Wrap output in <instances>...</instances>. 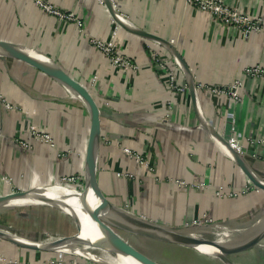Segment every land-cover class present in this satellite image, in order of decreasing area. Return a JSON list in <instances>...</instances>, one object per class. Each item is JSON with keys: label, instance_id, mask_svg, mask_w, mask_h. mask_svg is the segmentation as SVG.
<instances>
[{"label": "crops", "instance_id": "1", "mask_svg": "<svg viewBox=\"0 0 264 264\" xmlns=\"http://www.w3.org/2000/svg\"><path fill=\"white\" fill-rule=\"evenodd\" d=\"M51 1L80 16L87 37L74 23L46 15L32 0H0V41L44 53L96 101V182L110 203L128 213L126 223L113 225L116 231L140 250L131 237L168 250L194 248L137 229L151 222L186 233L182 227L204 215L234 226L255 219L264 209V187L258 183H264V144L253 140L264 134V79L245 77L244 67L264 66V29L245 37L186 0H113L124 23L116 21L102 0ZM225 1L264 16V0ZM90 36L113 40L136 69L126 75L118 72L88 43ZM153 37L175 50L195 85L242 79L239 99L198 87L193 99L188 88H173L171 73L174 84L186 79L173 52ZM162 62L171 71L158 64ZM32 125L48 131L53 144L36 139ZM90 130L88 108L68 87L0 52V197L56 186L82 188ZM124 147L142 155L153 170L126 155ZM73 175L74 182L63 181ZM196 179L206 188H193ZM31 198L28 203H0V264H58L46 263L50 257L62 264H71L72 257L100 264L73 250L51 247L56 238L76 236L82 228L62 207ZM19 228L26 232H16ZM85 243L79 244L90 250Z\"/></svg>", "mask_w": 264, "mask_h": 264}, {"label": "built area", "instance_id": "2", "mask_svg": "<svg viewBox=\"0 0 264 264\" xmlns=\"http://www.w3.org/2000/svg\"><path fill=\"white\" fill-rule=\"evenodd\" d=\"M34 5L38 7L42 12L46 15L55 18L60 21H68L74 23L77 31L85 35L84 30V22L80 16L74 14L73 12L63 9L54 3L51 0H32ZM103 2L107 3L112 10L113 16L115 17L118 23H124V18L114 9L113 0H102ZM189 4L194 6L195 8L207 12L211 15V17L220 23H223L229 27L235 28L240 30L245 37H248L253 32H259L264 29V16L262 14H252L246 11L239 9L236 6L228 4L225 0H186ZM131 27V26H130ZM134 28V27H133ZM137 29V28H136ZM153 39L160 41L161 44L168 47L173 52V57L175 59V64L183 74L186 79V83H178L174 84V76L171 73L170 79L172 81L171 86L178 91H184V89L188 88L191 91V82L193 81L191 77L190 70L186 69L183 61L179 58L176 54L175 50L164 40L158 39L153 37ZM88 43L91 46L98 49L109 61L110 65L118 70V72L126 75L127 73L136 69L137 64L126 57L122 51L119 49L117 44L113 40H103L95 36L88 37ZM161 65L162 68L168 69L165 63H158ZM170 70V69H168ZM171 71V70H170ZM244 76L245 77H259L264 79V66L261 63H252L248 64L244 67ZM244 82L242 79H235L231 83L228 84H211V85H203V84H194V96L196 88H205L210 93L214 95H229L233 99H239V92L242 88ZM198 113L200 111V107H196ZM169 111L166 113L168 114ZM166 114V115H167ZM166 119V117H164ZM32 128V135L41 141H44L48 144H53V139L50 133L44 129H38L34 125L31 126ZM254 142L256 144H264V134L258 135L255 137ZM123 152L126 155L134 157L144 169L153 170V167L150 163L145 159L142 155L137 154L136 152L130 150L129 148L124 147ZM76 180V176H68L64 177L63 181L66 182H74ZM174 182H177L179 185H186L185 181L181 178H175ZM191 186L197 190H203L206 188L207 184L200 180L196 179L192 181ZM217 193H220L219 191ZM217 224L225 225L222 221H217L212 219L209 215H204L200 219H194L190 225L193 227H201V226H211ZM46 263H58L62 264V260H59L56 257H50L45 259ZM11 264H24L20 261H11ZM71 264H85L82 260L72 257L70 260Z\"/></svg>", "mask_w": 264, "mask_h": 264}, {"label": "water", "instance_id": "3", "mask_svg": "<svg viewBox=\"0 0 264 264\" xmlns=\"http://www.w3.org/2000/svg\"><path fill=\"white\" fill-rule=\"evenodd\" d=\"M108 7L110 6L108 5ZM0 46L11 49L12 52L9 54L17 57L20 60H23L29 63L30 65L50 75L51 77H53L54 79L64 84L66 87H68V89L74 90L78 95H80L83 98L82 101L85 103L91 115V130H90L89 142L87 146L86 165L84 169V183L85 184H84L83 189L86 188V182H87L86 177H88L89 183L96 190L101 200L102 208L105 211L104 213H101V211L98 209V204H96L92 208L88 216L90 217L92 221L96 223V225L103 224L107 228H109L118 237V239H120V241L124 244V248L130 251L131 254H133V256L136 257L142 264H163L159 262L158 260H156L154 257L150 256L144 251L128 243L116 231V229L113 226L114 224L120 225L121 222L126 223V218L124 217L128 213L126 212V210L121 209L120 207H117L113 205L112 203H110L106 199V197L102 194L96 182L95 154H96L97 141L100 136V117H99V107L96 101L94 100V98L92 97L91 93L89 92V90L84 85L76 81L68 73H66L63 69L58 67L54 62L53 63L57 66V70L56 69L52 70L48 68L47 66L43 65L42 63H40L39 61H37L36 59L30 57L29 55H26L25 53L18 51L16 48L19 45L0 41ZM185 67L187 69L186 65ZM191 94L194 96L193 81L191 82ZM204 124L207 127H209V125H207L206 123ZM235 155H236L235 156L236 160L241 161L239 156L237 154ZM258 183L264 187V183L262 182H258ZM17 196H21L22 198H24L25 196H28V192H17V193L8 194L6 196H2L0 197V203L8 202V200L14 197H17ZM133 220H134L133 223H136V220L135 219ZM78 223L81 226V223L79 221ZM122 227H126V226L123 224ZM182 229L187 230V232L186 233L180 232V230H178L176 227H166V226L154 224L151 222H145V223L142 222L140 224V227H138L137 230H139V232H142L143 234L150 236V237H155L158 239H162L165 241H169V242H173V243H177V244H181V245H185L189 247L197 248V246H200V245H206V244L211 245L220 251V258L224 260L227 264H230L231 262L235 263L231 261L230 258H228V255L238 253L249 247H252L264 236V226H263L262 229L254 231L253 233H249L245 235V237L242 239H233V240H229L223 243H219L216 241V238H207V237L197 235L195 232L198 229H202L201 227H193L191 225H185L184 227H182ZM95 233H96L98 243L101 247H103L104 249H107L113 254H116V255L118 254L119 251L111 247L110 243L103 236L99 227L96 229ZM77 236H79V234H77L76 236H72V237H77Z\"/></svg>", "mask_w": 264, "mask_h": 264}, {"label": "bare ground", "instance_id": "4", "mask_svg": "<svg viewBox=\"0 0 264 264\" xmlns=\"http://www.w3.org/2000/svg\"><path fill=\"white\" fill-rule=\"evenodd\" d=\"M16 49L36 59L48 68L57 70V66L53 63V61L39 51L29 47L25 48V46L22 45L17 46ZM0 52L11 53L12 50L0 46ZM71 91L76 94L81 100H83V98L74 90ZM86 181V188L80 191H78V189H68L62 186L40 188L39 191L43 192H38V190H36V192L33 191L32 194H28V196H25L22 199H11L8 203H26L27 201H32L33 198L31 197H37L40 200L62 207L65 211L72 213L78 219L82 226L81 234H79V236L77 237L56 238L53 242H51V247L73 250L100 264H142L136 257L133 256V254H131L130 251L124 248V244L109 228H107L103 224L96 225V223L90 219L88 214L96 204H98V209L101 211V213H104L105 211L102 208L101 200L96 190L89 183L88 177H86ZM98 227L100 228L103 236L110 243L111 247L119 251L117 255L99 245L95 233ZM207 230L211 232L214 231L217 235H219L216 239V241L219 243L237 239L241 234H249L244 231L238 232L237 230H235V228H231L227 225L223 226L222 224L212 225L210 227H207L204 231ZM11 237L23 243L28 242L26 239L21 238L19 235H13ZM81 240L86 241L87 243H90L95 247H98L100 251L98 253H95L88 250L86 247L79 244ZM48 246L49 243L46 247ZM196 249L201 253L220 257V251L211 245H200L197 246ZM230 264L236 263L231 262Z\"/></svg>", "mask_w": 264, "mask_h": 264}, {"label": "rangeland", "instance_id": "5", "mask_svg": "<svg viewBox=\"0 0 264 264\" xmlns=\"http://www.w3.org/2000/svg\"><path fill=\"white\" fill-rule=\"evenodd\" d=\"M81 184L82 188L80 187L78 191L84 188V179L82 180ZM258 219H260L259 223L254 225V222ZM224 223L231 228H235V230H237L238 232L244 231L246 233H253L254 231L262 229V227L264 226V209H261L259 212H257V217L255 219H253L252 217L246 218V220L242 222V225L234 226L230 223ZM216 224L217 223H215V225ZM207 227L210 226H201L202 229L196 230L195 233L203 237L217 239L219 235H217L214 231H204ZM19 229L20 230H17L16 232L20 234H22V232H26L22 228ZM245 235L247 234H241L237 239H242L245 237ZM130 239L134 244H136L150 256L154 257L156 260L163 264H227L220 257L201 253L195 248H178L179 246H177L168 250L169 248L167 246L165 248H161V246L158 244L154 245V242H152L151 240H143L142 238L133 239L132 237ZM88 244L86 245L85 243L83 245L92 247L91 249H89L95 253H98L100 251L98 247H95L90 243ZM228 258H230L231 261L237 264H264V236L252 247H249L238 253L228 255Z\"/></svg>", "mask_w": 264, "mask_h": 264}]
</instances>
